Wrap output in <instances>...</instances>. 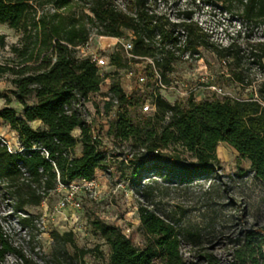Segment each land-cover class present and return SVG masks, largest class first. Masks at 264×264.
Here are the masks:
<instances>
[{
	"label": "trees",
	"instance_id": "16d2710c",
	"mask_svg": "<svg viewBox=\"0 0 264 264\" xmlns=\"http://www.w3.org/2000/svg\"><path fill=\"white\" fill-rule=\"evenodd\" d=\"M124 1V8H120L118 0H0V25L22 32L20 47L11 48L15 59L0 64V77L12 76V95L23 108V118H17L10 108L0 111V120L18 135L24 150L12 154L0 142V182L15 200L16 211L39 206L59 185L95 180L96 172L106 163L102 142L83 115L84 104L100 92L104 82L95 63L77 57V48L87 44L91 29L98 37L122 38L130 33L135 56L162 55L158 66L166 83L174 63L186 52L195 55L203 47L224 60L237 57L234 42L220 49L210 42V36L193 21L192 9L182 13L181 22L173 23L151 9L153 0ZM204 2L221 6L224 13L240 19V32L264 28V0ZM177 29L184 32L183 47L178 46ZM156 35L159 42L154 41ZM250 55L264 69V41L254 43ZM110 66L127 67L120 51L110 56ZM228 79L252 87L238 68ZM108 87L110 106L116 105L108 134L137 151L129 158L134 181L148 170L166 172L167 177L181 175V167H185L182 154L193 160L183 168L184 175H211L219 165L216 150L226 143L250 161L254 177L264 184V82L254 89L255 98L250 100L195 102L190 97L184 105L170 104L160 94H153L155 112L143 115L142 123H133L129 113L134 101L141 105L137 92L127 95L119 81L111 80ZM31 97L36 100L32 106L27 104ZM35 121L41 122L42 128H32ZM75 130L80 131L78 139L73 136ZM77 144L82 147L81 155L74 157ZM139 218L146 237L142 249L119 228L94 222V230L110 247L108 264H153L155 260L160 264H193L184 258L180 247L182 236L195 240L197 234L180 232L146 208L139 209ZM20 223L25 228L33 225L32 218H23ZM72 237V233H65L60 239L73 243ZM7 255L23 257L0 224V264ZM200 259L203 264H264V225L242 234L225 260L209 253Z\"/></svg>",
	"mask_w": 264,
	"mask_h": 264
},
{
	"label": "rangeland",
	"instance_id": "374dc122",
	"mask_svg": "<svg viewBox=\"0 0 264 264\" xmlns=\"http://www.w3.org/2000/svg\"><path fill=\"white\" fill-rule=\"evenodd\" d=\"M124 3V0H118L120 8H124ZM150 7L158 15H166L173 23L181 22L182 13L192 9L193 21L210 36V42L218 49L232 42L238 46L234 60L221 59L201 47L198 53L191 55L192 59L174 63L173 72L166 78L174 83L176 91L162 93L164 100L170 104L182 102L185 105L188 97L181 95L185 90L183 85L197 89L191 95L195 102L255 98L254 89L264 82V69L251 57L250 47L264 41V28L255 31L247 28L240 32V19L224 13L221 6L206 4L204 0H153ZM176 35L184 40L181 29H177ZM90 36H95V29H91ZM124 37L128 39L130 33ZM0 38H3L0 39V64H10L9 60L15 59L11 48L20 47L22 32L0 25ZM109 42L94 40L90 47L102 48ZM118 45L106 49L105 54L119 49ZM86 56L77 48L78 58ZM235 68L243 72L246 83L251 82L252 87L229 81V75ZM108 72H111L110 77L103 82L100 92L90 96L83 109L84 117L92 120L95 135L101 140L107 155L105 165L98 170V197L94 199L89 192L82 191L77 195L81 202L80 210L59 212L57 204L66 193L58 188L39 206L18 212L15 200L1 181L0 224L14 248L23 256L7 255L4 264H108L110 247L94 230V222L119 228L134 246L142 249L146 237L140 227V208L154 212L182 233L197 234L195 240L182 236L180 250L189 262L203 264L200 258L205 253L225 260L242 234L264 225V184L254 177L250 161L228 144L221 143L216 150L219 165L211 175H184V169L193 160L188 154H182L180 158L185 167H181V175L167 177L166 172L159 174L148 170L134 181L129 158L137 151H133L130 143L116 140L108 134L109 117L115 111L108 96L111 80L119 81L126 92L134 87V83L124 77L123 70L117 72L111 68ZM203 78L219 92L200 85ZM11 80L9 74L0 77V111L10 108L17 118H23V108L12 95L14 86ZM35 103L34 97L27 100L30 106ZM139 103L134 101L129 108L133 123H142L145 118L139 113ZM30 125L34 129L42 128L37 122ZM79 135V130L73 132L75 138L78 139ZM0 138L13 148L20 146L16 133L2 120ZM81 150V145L77 144L74 157H79ZM23 218H32L33 225L23 227L20 223ZM65 233H72L73 243L60 239Z\"/></svg>",
	"mask_w": 264,
	"mask_h": 264
},
{
	"label": "built area",
	"instance_id": "2783aa9c",
	"mask_svg": "<svg viewBox=\"0 0 264 264\" xmlns=\"http://www.w3.org/2000/svg\"><path fill=\"white\" fill-rule=\"evenodd\" d=\"M184 33V32H183ZM181 39V38H179ZM185 39V38H184ZM94 40L110 41L104 47L93 49L90 47L91 43ZM114 41V43H112ZM133 41L134 38L130 36L128 39L125 37L122 38H108V37H98L92 36L89 38V41L84 46L79 47L83 53H86V57L81 59H89L91 62L95 63L98 69V75L104 79V82L110 77L111 72H108V69L114 68L115 71L119 72L121 70L124 71V77L134 83V87H132L129 92H126L127 95L132 94L133 92H137L138 96L142 99L141 105L139 108V113L141 115L150 116L155 112V107L153 105V94H160L163 97L162 93L174 92L176 91V87L172 81L164 82L162 72L158 66L159 62L162 61V55L157 54L154 57H138L133 54ZM155 42L160 41V36L156 35ZM145 42L149 44V40L145 39ZM119 44V45H118ZM119 46V49L113 51L111 54L106 55V49H110ZM184 40H180L178 46L183 47ZM159 46V45H157ZM120 51L123 55V58L127 64L125 69H117L116 67L110 66V56L115 52ZM178 55V53H177ZM182 59H192V56L189 52H186L181 57ZM206 86L207 89L213 90L215 92H219L216 87L209 85L205 79L200 80V85ZM185 89L182 96L191 97V95L197 90L195 87L189 88L188 86H184ZM114 113L109 117L110 122L116 117V105ZM86 123L91 127L92 133L95 135V127L92 123V120L85 118ZM0 142L5 145L10 153H21L23 152V148L18 146L17 148H13L9 142L0 138ZM47 155V154H46ZM59 189H63L66 193L65 198H63L57 204V210L59 212L62 211H76L81 209V202L78 200L77 195L82 191L89 192L94 199H96L99 195L98 193V184L96 180L86 181V180H76L70 183L67 186L59 185ZM159 262V260H155L153 264Z\"/></svg>",
	"mask_w": 264,
	"mask_h": 264
},
{
	"label": "crops",
	"instance_id": "0c3cea01",
	"mask_svg": "<svg viewBox=\"0 0 264 264\" xmlns=\"http://www.w3.org/2000/svg\"><path fill=\"white\" fill-rule=\"evenodd\" d=\"M35 122L41 124V122H39V121H35ZM41 125H42V124H41ZM75 131H76V130H75ZM16 139H18V135H17V134H16ZM95 180L99 182V172H98V171L96 172Z\"/></svg>",
	"mask_w": 264,
	"mask_h": 264
}]
</instances>
